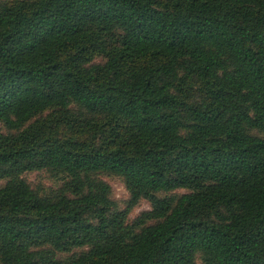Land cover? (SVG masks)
<instances>
[{
	"label": "trees",
	"instance_id": "obj_1",
	"mask_svg": "<svg viewBox=\"0 0 264 264\" xmlns=\"http://www.w3.org/2000/svg\"><path fill=\"white\" fill-rule=\"evenodd\" d=\"M0 264H264V0H0Z\"/></svg>",
	"mask_w": 264,
	"mask_h": 264
},
{
	"label": "rangeland",
	"instance_id": "obj_2",
	"mask_svg": "<svg viewBox=\"0 0 264 264\" xmlns=\"http://www.w3.org/2000/svg\"><path fill=\"white\" fill-rule=\"evenodd\" d=\"M100 62V60H98ZM24 179L27 180L32 186H39L43 189H53L56 186H59L60 181L53 178L48 173H32L26 174ZM103 180L111 187L112 194L115 203L118 204L120 209L124 208L125 202L128 200V193L125 190V187L121 180L116 178L104 177ZM184 191L175 192V195L179 196L184 194ZM150 209V206L147 202L142 201L139 206L132 212L131 219H134L141 212L147 211Z\"/></svg>",
	"mask_w": 264,
	"mask_h": 264
}]
</instances>
